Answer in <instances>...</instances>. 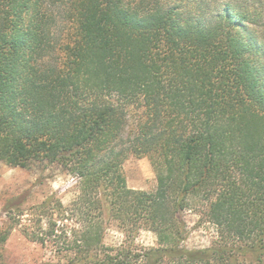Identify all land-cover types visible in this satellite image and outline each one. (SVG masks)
<instances>
[{
    "label": "trees",
    "instance_id": "obj_1",
    "mask_svg": "<svg viewBox=\"0 0 264 264\" xmlns=\"http://www.w3.org/2000/svg\"><path fill=\"white\" fill-rule=\"evenodd\" d=\"M1 163L77 180L0 218V244L19 227L47 264H264V0H0ZM199 209L217 235L188 248Z\"/></svg>",
    "mask_w": 264,
    "mask_h": 264
},
{
    "label": "rangeland",
    "instance_id": "obj_2",
    "mask_svg": "<svg viewBox=\"0 0 264 264\" xmlns=\"http://www.w3.org/2000/svg\"><path fill=\"white\" fill-rule=\"evenodd\" d=\"M57 25L66 30L68 21L60 6L55 8ZM128 184L132 188L152 190L157 184L156 170L148 156L132 155L124 164ZM77 189V180L58 164L49 167L35 165L31 168L0 164V218L7 223L6 204L8 199L20 195L24 209L42 202L46 197L58 192L65 202H69ZM20 202V200H19ZM21 203V202H20ZM27 216V215H26ZM24 216V217H26ZM189 236L185 241L188 248L209 246L217 235L216 227L207 220L202 209L185 213ZM24 219V218H23ZM124 234L116 225L107 230L105 241L119 244ZM137 241L145 245H155V233L143 230ZM4 243V244H3ZM0 244V264H47L55 262L52 251L25 236L21 228L13 230L7 241Z\"/></svg>",
    "mask_w": 264,
    "mask_h": 264
}]
</instances>
